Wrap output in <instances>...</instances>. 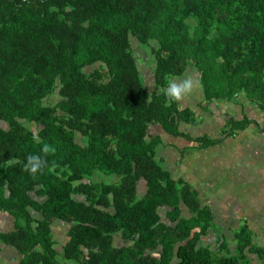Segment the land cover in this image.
<instances>
[{
  "label": "trees",
  "instance_id": "16d2710c",
  "mask_svg": "<svg viewBox=\"0 0 264 264\" xmlns=\"http://www.w3.org/2000/svg\"><path fill=\"white\" fill-rule=\"evenodd\" d=\"M187 71L206 100L256 106L231 131L264 133V0H0V244L18 264H264L148 132L213 144L180 130Z\"/></svg>",
  "mask_w": 264,
  "mask_h": 264
},
{
  "label": "crops",
  "instance_id": "0c3cea01",
  "mask_svg": "<svg viewBox=\"0 0 264 264\" xmlns=\"http://www.w3.org/2000/svg\"><path fill=\"white\" fill-rule=\"evenodd\" d=\"M179 80H174V84ZM180 87L176 95L178 108L189 110V113L181 112L180 130L193 139L205 135L213 140V144L204 145L182 136H172L161 126L152 125L149 134L160 137L159 146L164 144L158 151L164 167L172 168L175 165L177 171L178 164H190L182 165V175L176 173L174 176L184 177L193 184L192 188L204 196L213 214L214 224L222 222L226 232H229L238 230L245 223L251 230L252 243L264 248V133L253 123L231 131L228 122L231 117L241 119L242 115L258 119L259 111L248 100L217 98L208 101L200 93L194 95L193 90L188 88L189 82ZM183 87H187L188 92ZM172 145L183 151L182 154L178 153L180 159L172 158L173 151L171 155L164 151L166 146ZM189 149L197 151L198 160H185V150ZM208 155L211 159L206 163L203 158H208ZM221 176H225L224 181L220 180ZM2 220L5 222L2 225L11 227L12 219L0 212V223ZM56 227L61 231L67 229L63 225ZM230 246L234 247L233 244ZM249 257L253 259V264H260L257 254L250 253ZM0 260L7 264H18L17 251L1 243Z\"/></svg>",
  "mask_w": 264,
  "mask_h": 264
},
{
  "label": "rangeland",
  "instance_id": "374dc122",
  "mask_svg": "<svg viewBox=\"0 0 264 264\" xmlns=\"http://www.w3.org/2000/svg\"><path fill=\"white\" fill-rule=\"evenodd\" d=\"M143 52V53H142ZM138 53H139V55L141 56V57H143L144 58V60H147V62H148V64H147V67L149 68V67H152L153 66V63L151 62V59H150V57H149V55L147 54V50L146 49H144V48H142L141 50H139L138 51ZM142 58V59H143ZM146 70H148V69H146ZM148 71L146 72V77L148 76ZM187 74V75H186ZM179 79H181V80H179L180 82H176V84H174V82L172 83V84H174V88H173V90H172V92L174 93V94H176L177 95V93H179V91L177 90V88H182V87H180L181 85H183V86H185V84L186 83H188L189 82V87L188 88H191L192 90H193V92H194V95H196L197 93H198V89H199V87H197L196 86V80H195V78L193 77V76H190L189 74H188V71L187 72H185L183 75H181L180 77H178ZM178 83V84H177ZM173 87V86H172ZM183 90L184 91H186V92H188V89H187V87H183ZM199 118V120L201 119V117H198ZM210 134V133H209ZM160 142H161V140H160ZM241 142H243V140H241ZM163 143V142H162ZM201 144H203V142H201ZM161 145H164V144H161ZM159 146L157 149H158V151L162 148V146ZM165 147V146H164ZM164 151H167V153L166 154H168V155H171V152H172V158L173 159H180L179 158V156H178V153L179 154H182V152L183 151H179V148L177 147V146H174V145H172V146H166L165 147V149H164ZM195 151V150H194ZM203 157V156H202ZM164 159H166V158H164ZM204 159V162H206V163H208L209 162V160L211 159V156H209L208 155V158H203ZM185 160H187V161H196V160H198V153H197V151H195V152H193L191 149H189V150H185ZM162 161H163V159H162ZM175 161V160H174ZM162 165H163V163H162ZM182 165H184V166H187V165H190V164H187V163H184V164H182ZM182 165H180V164H178V169H177V171H176V166L174 165L172 168H166L171 174H172V176L173 175H175L176 176V173H178V174H180L181 173V175H182V171H180L181 169H182ZM189 168V167H188ZM98 176L97 175H94V177H93V180H95L96 178H97ZM117 178V176H115V175H108V176H103V177H101L100 179L101 180H103V181H106V182H110V181H112V180H115ZM223 178H225V176H221V179L220 180H222V181H224V179ZM212 183V181H210V184ZM215 189V187L213 188V190ZM53 227H54V229H55V231H56V236L57 237H60V239H62V240H65L66 238H67V236H66V231H61V230H59L58 229V227H56V226H60V225H63V224H61V223H57V222H54L53 224ZM214 225V224H213ZM218 226H220V228L221 229H223V227H224V225L222 224V222H220V224H218ZM214 227H215V225H214ZM67 228V227H66ZM65 228V229H66Z\"/></svg>",
  "mask_w": 264,
  "mask_h": 264
},
{
  "label": "built area",
  "instance_id": "2783aa9c",
  "mask_svg": "<svg viewBox=\"0 0 264 264\" xmlns=\"http://www.w3.org/2000/svg\"><path fill=\"white\" fill-rule=\"evenodd\" d=\"M261 125H262V127H263V130H264V120L262 121Z\"/></svg>",
  "mask_w": 264,
  "mask_h": 264
},
{
  "label": "clouds",
  "instance_id": "9594fccd",
  "mask_svg": "<svg viewBox=\"0 0 264 264\" xmlns=\"http://www.w3.org/2000/svg\"><path fill=\"white\" fill-rule=\"evenodd\" d=\"M63 226H65V225H63Z\"/></svg>",
  "mask_w": 264,
  "mask_h": 264
}]
</instances>
